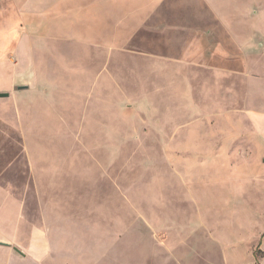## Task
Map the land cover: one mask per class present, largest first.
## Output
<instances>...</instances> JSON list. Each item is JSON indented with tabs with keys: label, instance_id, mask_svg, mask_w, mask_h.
<instances>
[{
	"label": "rangeland",
	"instance_id": "obj_1",
	"mask_svg": "<svg viewBox=\"0 0 264 264\" xmlns=\"http://www.w3.org/2000/svg\"><path fill=\"white\" fill-rule=\"evenodd\" d=\"M237 1L234 20L258 6ZM199 11L194 0H0V187L38 226L40 208L102 210L105 264H264V118L262 137L248 132L264 91L247 99L245 81L264 86V52L210 54ZM80 215L62 258L102 264L87 250L102 216Z\"/></svg>",
	"mask_w": 264,
	"mask_h": 264
},
{
	"label": "crops",
	"instance_id": "obj_2",
	"mask_svg": "<svg viewBox=\"0 0 264 264\" xmlns=\"http://www.w3.org/2000/svg\"><path fill=\"white\" fill-rule=\"evenodd\" d=\"M194 1L200 11L198 16L199 27L193 28L199 30V32H203L205 28H209L210 32L205 34H208L210 37L206 36L208 39L202 38L204 40L207 39L204 45L206 46L205 50H209V52L211 50L210 54L214 52L213 50L219 49H238L244 56L253 54L258 50L264 52V0H260V2L259 0H255L258 2L257 8L243 9L241 12L242 16L235 17V20L227 12L234 11L239 13V7L241 6L238 5L237 0H224L218 4H214V0ZM20 7L23 10L27 8L25 6ZM181 18L183 19H181V22L185 24L187 29L192 28V26H188L185 23L184 17ZM202 42L199 41L197 47H202ZM241 64L243 71H246L244 64ZM248 77L250 79L251 75H248ZM252 77L257 78L258 76L252 75ZM249 79L245 78V81L249 82L247 99L260 100L262 97L260 94L264 91V86L260 88L261 83L258 82L259 80L251 81ZM256 91L258 95L255 94ZM249 115L250 119L249 116L247 118L252 122V129L248 130V132L251 136H256L259 133V136L262 137L261 120L264 118V113L256 111L249 112ZM260 141L264 146V140L261 138ZM259 167L264 168V159L259 162ZM27 210L26 207L24 208V206L15 202L9 191L0 187V264H69L70 262L63 260L62 257L65 258V256L71 253L74 255L76 248L73 246L72 248L66 247L64 241L70 230L77 227V224L82 220L80 212L84 217L86 213L88 216L97 214L102 216L100 218L102 223L98 231L100 239L96 242V244L98 242L99 244L91 246L93 247V251L91 247L87 248V250L93 262L105 264L98 248L103 244L105 231L103 217L105 213L102 210L77 208L75 211L79 214L72 216L64 208H40L32 213L40 216L41 222L39 226L31 219ZM224 236L227 237V234H224ZM241 242V239L236 241L228 240L227 238L226 240H221V246L233 247L240 245ZM183 248H186L185 244ZM81 250H84V248L81 247ZM236 252V250L232 251L231 257L236 258ZM76 257L79 258L76 259ZM74 259L77 260L78 264H81L80 255L74 256ZM109 262V264H118V259H116V256H113ZM181 263L196 264L197 262L191 258H185ZM227 263H229L228 258Z\"/></svg>",
	"mask_w": 264,
	"mask_h": 264
},
{
	"label": "water",
	"instance_id": "obj_3",
	"mask_svg": "<svg viewBox=\"0 0 264 264\" xmlns=\"http://www.w3.org/2000/svg\"><path fill=\"white\" fill-rule=\"evenodd\" d=\"M4 96H7V94H0V97H4Z\"/></svg>",
	"mask_w": 264,
	"mask_h": 264
}]
</instances>
